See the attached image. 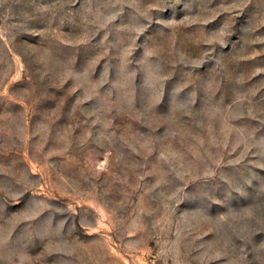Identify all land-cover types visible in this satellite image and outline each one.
Listing matches in <instances>:
<instances>
[{"label":"rangeland","instance_id":"rangeland-1","mask_svg":"<svg viewBox=\"0 0 264 264\" xmlns=\"http://www.w3.org/2000/svg\"><path fill=\"white\" fill-rule=\"evenodd\" d=\"M0 264H264V0H0Z\"/></svg>","mask_w":264,"mask_h":264}]
</instances>
